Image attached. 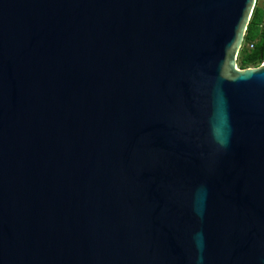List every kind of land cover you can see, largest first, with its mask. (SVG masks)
Returning <instances> with one entry per match:
<instances>
[{
	"label": "water",
	"instance_id": "1",
	"mask_svg": "<svg viewBox=\"0 0 264 264\" xmlns=\"http://www.w3.org/2000/svg\"><path fill=\"white\" fill-rule=\"evenodd\" d=\"M257 0H0V264H264Z\"/></svg>",
	"mask_w": 264,
	"mask_h": 264
},
{
	"label": "trees",
	"instance_id": "2",
	"mask_svg": "<svg viewBox=\"0 0 264 264\" xmlns=\"http://www.w3.org/2000/svg\"><path fill=\"white\" fill-rule=\"evenodd\" d=\"M251 46H253L251 48ZM264 63V5L257 0L237 64L240 69L256 68Z\"/></svg>",
	"mask_w": 264,
	"mask_h": 264
},
{
	"label": "rangeland",
	"instance_id": "3",
	"mask_svg": "<svg viewBox=\"0 0 264 264\" xmlns=\"http://www.w3.org/2000/svg\"><path fill=\"white\" fill-rule=\"evenodd\" d=\"M259 3L264 5V0H259Z\"/></svg>",
	"mask_w": 264,
	"mask_h": 264
},
{
	"label": "built area",
	"instance_id": "4",
	"mask_svg": "<svg viewBox=\"0 0 264 264\" xmlns=\"http://www.w3.org/2000/svg\"><path fill=\"white\" fill-rule=\"evenodd\" d=\"M253 46H251V48H252Z\"/></svg>",
	"mask_w": 264,
	"mask_h": 264
}]
</instances>
